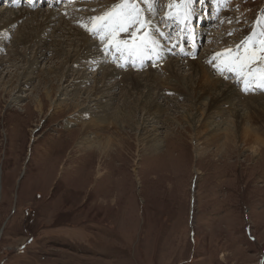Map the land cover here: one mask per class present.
Instances as JSON below:
<instances>
[{
    "label": "rangeland",
    "instance_id": "obj_1",
    "mask_svg": "<svg viewBox=\"0 0 264 264\" xmlns=\"http://www.w3.org/2000/svg\"><path fill=\"white\" fill-rule=\"evenodd\" d=\"M123 2L65 0L57 7L34 8L0 3V264H264V91H244L248 70L238 74L227 55L231 51L234 57L245 42L240 56L254 45L260 48L264 0H194L189 5L133 0L141 23L121 31L116 17H100L119 13ZM51 11L50 26L39 32ZM15 15L20 19L8 24ZM190 18L193 25L202 23L196 54L174 57V49L166 54L162 49H169L175 36L169 26ZM108 23L110 31L101 30ZM70 27L86 34L102 58L100 49L110 42L113 27L119 35L110 51L146 38L166 59L161 66L132 70L104 57L102 67L113 71L105 80L103 69L75 61L81 36ZM36 29L39 34L33 36ZM96 30L97 37L92 35ZM166 32L169 41L162 42L159 34ZM187 60H201L211 79L224 77L240 94L212 111L213 128L206 125L205 105L190 109L189 98L177 96L165 83L175 80L168 79L163 64L180 65L178 81L192 72ZM257 60L250 66L259 76L264 72L259 52ZM74 61L78 66H71ZM148 69L160 80L150 90L151 80L144 81ZM126 72L136 76L134 82ZM103 90L106 98L99 104H108V127L94 136L83 134L84 126L105 116L92 106L95 102L89 104ZM204 94L203 99L210 98ZM153 102L158 121L148 120L143 128L145 108ZM90 110L91 117L79 116ZM228 126L237 134L231 143L224 137ZM154 134L159 150L145 153ZM214 134L218 140L211 143ZM101 138L106 147L111 140L106 154L96 149Z\"/></svg>",
    "mask_w": 264,
    "mask_h": 264
},
{
    "label": "bare ground",
    "instance_id": "obj_2",
    "mask_svg": "<svg viewBox=\"0 0 264 264\" xmlns=\"http://www.w3.org/2000/svg\"><path fill=\"white\" fill-rule=\"evenodd\" d=\"M190 4V3H187V0H184V4ZM139 4V3H138ZM146 6H149V4H147ZM141 7V6H140ZM197 7H199V6H197ZM137 8H139V7H137ZM143 11L144 12H146L144 9H143ZM143 12V13H144ZM185 12V11H184ZM189 12V11H188ZM56 13V12H55ZM59 13V12H58ZM78 14V13H77ZM22 15V14H21ZM32 15V14H31ZM58 15V14H57ZM193 15V14H192ZM16 16V15H15ZM53 16H54V14H53V12L51 11V12H49V17L48 18H46V22H45V24L42 26V28L40 29V28H37V29H39L38 31L39 32H44V30H46V28L48 27V26H50V19L51 18H53ZM142 17H144V15H141ZM186 16V15H185ZM29 17V16H28ZM69 17V16H68ZM68 17H67V19H68ZM90 17V16H89ZM146 17V16H145ZM71 18V17H70ZM20 18H18L17 16L11 21H9L8 22V24L9 23H14V21L16 22L17 20H19ZM61 19L63 20V21H68L67 19H66V17H61ZM74 20V19H73ZM78 20V19H77ZM97 20V19H96ZM95 19L92 21V22H94V21H96ZM29 21V20H28ZM111 21H112V19H111ZM52 23V22H51ZM112 23V25H113V22H111ZM67 25H69V22L67 23ZM7 26H9V25H7ZM70 26V25H69ZM95 26V25H94ZM96 26H97V24H96ZM4 27H6V25L4 26ZM37 29L36 30H34V31H32V32H34V34H33V36L34 35H38L39 34V32L37 31ZM48 29V28H47ZM71 29H73V32H76V34L75 35H77V36H81L80 37V41L78 40V42H80V46L78 47V49H79V51H77V53L78 54H76V59H75V61H77V62H80V61H86V62H90V63H92V65L91 66H93V68L94 69H96V71L97 72H99L101 69H103L104 70V72L102 73V78L103 79H109V78H111V76L113 75V71H108L107 69H104L103 67H102V65H104L105 64V60L99 55V56H97V54L94 52L95 51V48H96V46H95V43H93V42H90L89 41V39H88V36L86 37L85 35H83V34H81V33H79L78 31H76L73 27H70V29L69 30H71ZM105 30V31H110V25H109V23H108V27H107V25L106 26H104L101 30ZM112 33L110 34V35H112L111 36V38H110V42L108 43V44H106V45H104L102 48H104V49H107V48H109L110 46H114L115 45V43L117 42V36L119 35V31H117V29L116 28H113L112 27ZM29 33V32H28ZM72 33V32H71ZM86 33V32H85ZM109 33V32H108ZM114 35V36H113ZM23 36V35H22ZM32 34H27V36H25V37H27V38H31V42L32 43H34L35 41H33V39L35 38H33L32 39ZM26 39V38H25ZM73 44V43H72ZM76 44V43H75ZM74 45V44H73ZM71 47V46H70ZM77 47V46H76ZM117 48V47H116ZM139 48H141V46L139 47ZM63 51H65V50H63ZM61 52V54L62 53H64V52ZM69 53V52H68ZM74 58V57H73ZM209 58H211V56L209 57ZM72 60H74V59H72ZM208 60V59H207ZM75 61L71 64V66L72 65H74V66H78L77 65V62L75 63ZM179 62H182L183 63V61H179ZM253 62H257L256 60H253ZM177 63V62H176ZM175 62H171V61H166L164 64H163V67H164V71H166L165 73H167L168 74V79L170 78V79H174L175 80V82L173 83V82H165L166 83V85H168V87L167 88H171V90H172V92H177L178 94H176L177 96H180V97H188L189 99H188V103L189 104H191V106H190V109H194L195 107H197L198 105L200 106L201 104H203V105H205V107H206V109H207V113H206V125H207V127L209 126L210 128H211V125L213 124L212 122V124H209V122H208V119H211V117H210V115H211V113H212V111H217L218 109H219V105H222L223 106V104H228V101H232V100H236V98H238L239 96H240V94L238 93V91L235 89V87H233L232 85H230V83H228V82H224L222 79H224V77H221L222 79H215V80H213V79H211V77L209 76V72H210V68L208 67H205L206 65L204 64V63H202V61L201 60H199V61H197V62H190V61H188L187 60V66L188 67H191L192 69H190L192 72L190 73V75H189V77L187 78V79H183V78H181V79H178V81H177V79H176V68H178L179 66L176 64ZM88 66V65H87ZM218 66H220L219 64H218ZM189 69V68H188ZM148 70H150V71H148L147 73H146V76H144L145 77V82L147 83V82H150L149 80H151V82L150 83H147V85H148V88H149V90L152 88V87H154V83L156 84V86L158 87V85L160 86V80L158 79V77L155 75V72H154V74H152L151 75V73H152V70L151 69H148ZM154 70V69H153ZM130 73H132V72H130ZM125 74H128L127 72L125 73ZM133 74V73H132ZM132 74H128V75H126V76H128V78L130 77L132 80H130V81H132V82H134V78L136 77H132ZM145 75V74H144ZM134 76V75H133ZM63 77V76H62ZM122 77H123V74H122ZM85 77H83L82 79H84ZM195 78V79H194ZM134 79V80H133ZM169 79V80H170ZM140 80V79H139ZM181 80V81H180ZM187 80V81H186ZM194 80H197V81H194ZM252 79H249V80H242V82H243V85H244V87H245V85H247V83H249V81H251ZM125 81H126V78H125ZM129 81V82H130ZM186 81V82H185ZM253 81V84H257V82L259 81V80H257L256 82H255V80H252ZM128 82V81H127ZM158 82V83H157ZM81 84H83V80H81L80 81V83H77L76 84V88H77V86L78 85H81ZM130 84H132L131 86H133V84L135 85L136 84V81H135V83H130ZM162 84V83H161ZM232 84V83H231ZM144 85V84H143ZM153 85V86H152ZM162 86V85H161ZM165 86V85H164ZM235 86V85H234ZM112 87V86H111ZM111 87L110 88H108L106 91H110L111 90ZM259 87V89H262V87H260V86H258ZM72 88V87H71ZM113 88V87H112ZM133 88V87H132ZM245 88H247V87H245ZM251 88L253 89V86H251ZM133 90V89H132ZM145 90V89H144ZM244 90V89H243ZM65 91H67V90H65ZM104 91L105 90H103V91H99V92H97V93H95L93 96H94V98L93 99H90V101H89V104H91L92 105V103H94L92 106H94V108L95 109H99L100 110V112H101V114L102 115H105L106 114V105H108L107 103H105V104H99V100L100 99H103V98H106V95H104L103 93H104ZM148 92V91H147ZM180 92V93H179ZM47 93V96H49L52 92L50 91V92H46ZM63 93V89H62V91H61V94ZM102 93V95H100ZM107 93V92H106ZM193 93H195L194 94V96H193ZM204 93H206L207 95H209V99L208 98H205V99H203L202 98V94H204ZM151 94V93H150ZM64 96H66L67 95V93H65L64 92V94H63ZM196 95H197V97H196ZM143 96V95H142ZM192 96L193 97H195L197 100H193L192 99ZM204 96H205V94H204ZM73 99V98H72ZM109 101V100H108ZM193 101V102H192ZM39 103V102H38ZM40 105V104H39ZM52 105V110L53 109H55L56 107H57V104H51ZM61 105V104H60ZM90 105V106H91ZM59 106V105H58ZM78 106V105H77ZM76 106V107H77ZM146 106V105H145ZM154 106V108H152ZM229 106V105H228ZM231 106V105H230ZM234 106H236L235 107V109H236V112H238L239 114H240V110H239V106L237 105V103H234ZM84 108H86V107H84ZM93 108V109H94ZM157 108H159L158 107V103L156 102V104L153 102V103H150V106L148 105V107H146L145 109V116H147L146 118H147V120H145L144 121V123L143 124H141V126L143 127V128H146L147 127V125H149L150 124V122L152 121L153 122V120L155 119V122H157L158 120V118H159V113H158V111H159V109H157ZM91 109H92V107H91ZM155 109H157V110H155ZM88 110V109H87ZM155 110V111H154ZM161 110H163V109H161ZM79 111V110H78ZM165 111V110H164ZM77 112V111H76ZM94 112V111H93ZM189 112V110H187L186 112H185V114H187ZM91 110L90 111H84V112H81V115H79V116H87V117H91ZM95 114V113H94ZM100 114V113H99ZM122 114V113H121ZM238 114V115H239ZM117 115V114H116ZM183 116V115H182ZM107 116L105 115L104 117L103 116H98V119L96 120V121H91V122H89L88 123V125H86V126H84L83 127V130H84V132H82L83 134L85 133V134H87L88 132H92L93 133V136H94V134H101V131H104L103 129L104 128H107L108 127V124L106 123V125H104L105 124V118H106ZM184 117H185V115L183 116V119H184ZM188 117H190V116H188ZM210 117V118H209ZM79 118V117H78ZM78 118L76 117V120H78ZM108 118V117H107ZM143 118V117H142ZM190 119V118H189ZM71 120V119H70ZM74 120V119H73ZM150 122H149V121ZM157 120V121H156ZM187 120V119H186ZM184 121V120H183ZM109 122V121H108ZM113 124V126H116L117 124H116V121L115 122H113L112 123ZM116 124V125H115ZM193 124V123H192ZM205 127V126H204ZM213 127H215V126H213L212 125V128ZM248 127V126H247ZM248 129V128H247ZM249 130V129H248ZM254 131V130H253ZM217 132V131H216ZM225 134H224V137H225V142H229V143H231L232 142V137H233V135H234V137H237V134L235 135L234 133H233V130L228 126L227 127V129H225ZM240 132H242V131H240ZM107 133V132H106ZM219 134V133H218ZM255 134V133H254ZM89 135V134H88ZM156 134H154L153 136H152V138H150L149 140H147V139H145V140H147L146 141V149H145V153H155V152H157L158 150H159V144L161 143L160 142V140H159V137L158 136H155ZM220 135H222V134H220ZM102 136V135H101ZM111 136V135H110ZM210 136V135H209ZM214 136H217V135H211V137H210V141H212L211 143H213V142H215L216 141V139L218 140V138L217 137H214ZM251 136V135H250ZM81 137V136H80ZM151 137V136H150ZM221 137V136H220ZM252 137V136H251ZM260 138V137H259ZM254 139H255V137H254ZM103 139L101 138V139H99V144H98V148H96L98 151H99V153H107L108 152V150H109V147L111 146V140H109V141H107L106 142V144H107V147L105 146V141L103 142L102 141ZM143 140V139H142ZM209 140V139H208ZM221 140V139H220ZM234 140H235V138H234ZM262 142V141H261ZM85 144H87V142L85 141ZM92 147L93 146H91V145H89V147H86L85 149L88 151V150H91L92 149ZM80 150V149H79ZM84 153H86V152H84ZM99 153H97V154H99ZM101 164V163H100ZM161 167V166H160ZM53 169V168H52ZM49 170L50 171V173L52 172H54V170ZM53 175V174H52ZM102 177V176H101ZM87 182H88V180H87ZM84 184L83 185H85V183L86 182H83Z\"/></svg>",
    "mask_w": 264,
    "mask_h": 264
},
{
    "label": "snow or ice",
    "instance_id": "obj_3",
    "mask_svg": "<svg viewBox=\"0 0 264 264\" xmlns=\"http://www.w3.org/2000/svg\"><path fill=\"white\" fill-rule=\"evenodd\" d=\"M184 2V0H182ZM194 0H187V3H192ZM121 11L117 13L115 10L112 12L106 13L104 17L100 19L111 20L113 17H116V27L121 30H128V28L135 26L136 24L141 23L140 21V10L135 7L133 0H124V2L119 6ZM188 13L186 12V15ZM247 42L240 47H245ZM240 47L236 49V55L232 57L231 51L227 53L231 57V64L233 68L238 69V74L244 73V70H248V77L252 80H259L260 87H264V72H261L257 76V72L250 66L254 59H256V53H260V58H264V40L260 41V48L257 49L256 46H253L251 53H248L244 56H240Z\"/></svg>",
    "mask_w": 264,
    "mask_h": 264
}]
</instances>
